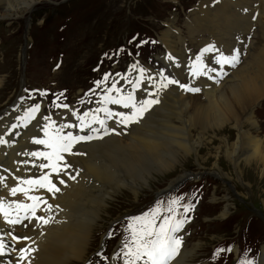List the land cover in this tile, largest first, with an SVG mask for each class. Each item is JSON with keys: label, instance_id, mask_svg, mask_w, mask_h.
I'll use <instances>...</instances> for the list:
<instances>
[{"label": "rangeland", "instance_id": "rangeland-1", "mask_svg": "<svg viewBox=\"0 0 264 264\" xmlns=\"http://www.w3.org/2000/svg\"><path fill=\"white\" fill-rule=\"evenodd\" d=\"M204 1L206 0H36L30 9L24 4L13 16L10 15L8 6L12 8L14 0H0V118H10L15 105L22 103L26 110L39 105L44 117L50 116L57 125L62 124L61 118L69 117V105H84L80 98L91 88L97 91V82L102 81L106 74L109 75L106 83L108 86L115 79L121 80L125 74L128 75V80H132L141 68L148 70L145 72L150 75V80L144 82L150 85L149 90L158 99L163 90L159 86L156 90L153 85L157 86L155 82L165 83V77L178 81L177 85L170 84L172 88L177 87V91L181 84L187 88H199V92L182 88L185 90L182 96L189 103L185 114H190L196 105L204 103L201 98L202 85L204 84L203 89L207 85L201 81L200 75L193 77V64L197 56L203 61L204 71H214V77L209 78L204 74L205 79H210L213 83L216 76L218 79L226 78L220 76L221 65L217 60L222 54L217 53V45L211 51L214 55L212 53L213 56L209 57L214 64L203 60V50L209 45H202V39H209L208 31L200 28V33H195L192 29L199 16L197 11L200 6L205 8L208 5ZM211 1L212 7L217 1ZM28 20L31 22L30 26ZM170 24L176 31L170 30ZM257 28L258 25H255L256 35L249 37L254 40L252 52L259 49L261 42ZM164 34L173 47L182 50L186 65H189L182 80L176 77L171 67H179L178 58L172 55L173 58L168 59L169 63L165 60L169 49L163 42ZM248 48L249 45L244 46V56L247 50H250L248 53L251 52ZM241 60L242 54L234 70L245 64V60ZM133 65L137 66L135 71L132 70ZM209 65L212 66L208 67ZM126 69L130 71L126 72ZM125 84L129 85L124 79L123 85ZM101 88L105 90L104 84ZM164 102L162 100L161 105ZM57 104L68 105V108L57 107ZM95 104L100 105L96 96L91 105ZM159 106L151 113L155 115ZM151 113L144 116L147 120L142 118L144 126L137 125L141 119L132 124L130 130L140 126L138 130L145 131V126L153 119ZM247 113L245 117H252L256 125L246 123L243 129L252 139L260 142L258 145H262L264 153V97L252 105ZM155 116L156 120L162 118V115ZM19 119L22 120L20 116ZM175 121L178 120L175 118ZM44 125L39 124V127L42 129ZM225 127L210 133L197 129L199 131L195 132L194 139L202 141L194 149L188 148L191 151H180L175 162L171 163L174 165L173 169L164 174L150 175V168L146 167L136 172L132 170L133 173L126 176L124 170L120 171L119 168L122 165L119 161L121 156L113 157L115 159H108L106 155L102 157L108 167L118 161L112 168L119 170L117 173L133 184L138 195L130 190L132 184L129 185L127 180L119 182L120 185L117 186L113 184V177H110L108 181L113 186L111 185L112 189L108 194L105 193L101 211L95 212L94 206L82 205L84 214H81L74 207L73 217L81 229L96 221L87 256L76 264H123V258L117 254L121 253L124 239L128 235L124 229L129 221L148 212L157 203L166 205L172 200H179L180 205L191 207L187 213H183L182 207L179 208L189 224L186 225L187 231L182 233L188 243L185 242L182 249L186 255L185 264H241L242 261L259 264L264 248V163L260 166L257 162L254 166L247 164L245 158L251 151H248L249 148L245 149V146L241 151L238 129L233 124L227 129ZM200 134L201 138L198 136ZM35 135L43 139L38 133ZM128 135H118L117 138L128 142ZM89 148L99 149V146ZM40 150L45 151L43 145H40ZM235 151L239 155L236 153L233 158L229 157V153ZM29 157L30 155L26 160ZM69 159L74 164L79 162L75 157ZM142 174L148 180V185H145ZM193 174L198 179H191L190 175ZM52 175L53 183L60 180L59 175ZM183 178H188V181L177 187V181ZM97 186L109 188L100 182ZM170 186H173L172 190L159 195ZM31 225L28 224L25 228L27 231L23 230V233H27ZM221 249L224 251H220ZM177 262L178 259L175 264ZM4 264H7V260Z\"/></svg>", "mask_w": 264, "mask_h": 264}, {"label": "bare ground", "instance_id": "bare-ground-1", "mask_svg": "<svg viewBox=\"0 0 264 264\" xmlns=\"http://www.w3.org/2000/svg\"><path fill=\"white\" fill-rule=\"evenodd\" d=\"M216 1L212 7L210 5L213 1L206 0L203 2L208 3V5L205 8L202 5L200 6L197 11L199 16L196 17V23L192 25V29L195 33L197 31L200 33V28L208 31L209 39H202V45L207 44L209 45L208 48L212 49L214 45H217L219 49L217 53L223 56L226 54L231 56L236 50H239L245 64L237 70H234L231 65L220 67L222 72L220 76L226 78L218 79V76H216L217 78H214L213 83L210 79H205L204 74L200 75L201 81L207 83L205 89H203L204 84L202 85L201 98L204 99V103L196 105L195 110L190 114H185L189 105L182 96L185 90L180 85L179 91H177V87L172 88L171 85H168L166 88H161L163 94L160 99L165 102L162 105L160 102L161 106L155 113L157 116L162 115V118L156 120V116L151 113L156 109L155 107L150 112L153 114V119L145 126V131L138 130L140 126L137 129L130 130L131 127L126 129L129 131V135L127 134L128 142H122L121 139L119 141V136L114 133L102 139L104 140L103 143L100 142L101 140H95L85 144H76L72 149L73 154L65 155V160L71 165L66 170L68 174L65 175L63 172L59 174L60 180L63 179L65 183L60 184L59 180L55 183L60 191L50 193L46 189L39 188L28 193V196H38L42 201H47V204L43 202L39 204L36 209V216L46 219L52 217L48 224H41L37 219L31 217V213H29V219H22L19 224L8 222L10 219L17 218L16 203H33L23 193H17L13 196L11 189L16 187L27 188L28 185L24 184L25 180L39 179L43 174L51 171L50 169L38 167L41 163H47L42 157L30 155L32 152L41 151L40 145L33 143V141L35 140L34 137L39 139L35 135L36 133L44 138L42 136L43 126L41 129L39 124H45L47 121L44 119L41 110L35 114L34 119L24 120L23 116L26 115L27 110L24 108L25 106L21 105L22 103L15 105L10 118H0V139L6 141L0 143V201H3L5 205H11V216L5 218L0 213V243L4 245L3 251L0 252V264H4L6 260L7 264H76V262L86 258L96 221L90 222L89 225L81 229L78 221L73 217L74 207L76 206L81 214H84L82 205L94 206L95 212L101 211L106 194L112 189V182L108 181L110 177H113V184L117 186L120 185L119 182L124 183L127 180V178H122L117 173L119 170L112 168L115 166L113 164L118 161L113 163L112 160V167L110 164L109 167L106 165L102 159L105 155L109 157L108 159L121 156L122 158L119 161L122 165L119 168L120 171L124 170L126 176L133 173L132 170L136 172L146 167L150 168L148 170L150 175L153 173L164 174L165 171L168 172L173 169L174 165L171 163L175 162L174 159H177L176 157L180 155V151H191L199 141H202V139H194L195 132L199 131L197 129H201V132L210 133L213 130H220L223 126H226L227 129L230 124H233L239 131V140L243 145H241V151L244 150V146L245 149L249 148L248 151H251L249 154L247 153L245 158L247 164L251 163L253 165L257 162L260 166L261 163H264L262 145L260 147L258 145L260 142L252 139L249 133L243 129L246 123L256 125L252 117L248 119L245 115L248 114L247 112L252 105L264 97V0ZM35 2L36 0H14L13 7L8 6L10 15H16L24 7V4H27V9H30ZM255 25H258L257 31L261 42L259 43V49L252 52L251 47L254 40L249 37L256 35ZM170 30L176 31L172 24H170ZM177 33L180 34V32ZM163 42L169 49V53L178 58L179 62L177 64L179 67L172 65L171 67L172 72L177 75L176 77L182 80V77L185 78V71L189 67V65H186L187 61L184 60V54L181 49L173 47L166 34H164ZM245 45H249L251 52L248 53L250 50H247L244 56L243 49ZM212 53L209 51L203 54L204 62L208 60V63L214 64L209 58L214 55ZM168 59L165 57L166 61ZM210 66L212 65L208 67ZM212 71L211 69L205 71L209 78L214 77ZM152 73L154 72L152 71ZM223 73H227V75H223ZM145 75L144 80H150V75ZM155 83L157 86L153 85V88L157 90L160 84ZM170 110L172 111L170 112ZM103 115L99 113L98 117L103 119L106 114ZM19 116L22 120L19 119ZM175 118L178 121H175ZM61 119L62 124H65V120ZM107 120L106 122L112 129L118 122L115 116L111 120ZM143 121L142 119L137 125L144 126ZM31 136L33 137L30 139ZM198 136L201 138L202 134ZM96 145L99 146V149L90 150V146L96 148ZM188 148H191V150ZM45 151H47L46 148ZM248 151L246 150V152ZM236 153L239 155L237 151L235 153L230 152L229 157L233 158ZM29 155V159L26 160ZM69 157L77 158L79 160L78 164H74ZM54 175L55 173L52 176ZM194 175L196 174L190 176ZM69 176H75V179H69ZM142 177L145 180V185H148V180L144 174H142ZM98 182L109 188L98 187ZM127 182H129V185L132 184L128 180ZM130 190L134 195H138L133 184L130 186ZM48 205H52L51 211H47ZM19 215L23 218L24 213L21 212ZM28 224H32V227L29 228L27 233H23ZM20 230H22V233ZM185 242L187 243V241ZM182 244L183 247L180 248L171 264H175L176 259H178L177 264L186 263L185 251H182L185 246L184 242ZM21 249H31L30 252L25 254L26 258L23 260L20 258ZM260 258L259 264H264V248Z\"/></svg>", "mask_w": 264, "mask_h": 264}, {"label": "snow or ice", "instance_id": "snow-or-ice-1", "mask_svg": "<svg viewBox=\"0 0 264 264\" xmlns=\"http://www.w3.org/2000/svg\"><path fill=\"white\" fill-rule=\"evenodd\" d=\"M212 48H206L203 51H212ZM240 62V52L236 50L231 56L221 55L217 63L223 67V65H231L235 67ZM137 69L136 65L132 66V70ZM143 68L139 69V78L135 81L128 80L127 77H121L125 79L128 84L132 86L133 91L121 94L122 89L118 88L117 81H113L112 86L106 89V94L101 98V103L105 105L102 108H97L94 112H84L82 115H78L77 112H72V115L79 122L78 126L83 128H89L95 132L97 129H92V123H98L101 127L105 126V120L100 119L97 113L104 112L106 118H112L113 116H119V123L127 126L131 123L139 122L144 113L149 108L158 103V100L145 99L137 101L134 92L139 89L141 82L144 80ZM206 74L202 65L201 57L197 56L196 61L193 64V75ZM227 75V73H223ZM211 78V77H210ZM109 75L106 74L102 81L97 82V87H100L103 83L107 82ZM165 83L159 85L160 88H166L170 84H176L178 81L170 80L165 77ZM181 88H185L187 91L199 92V88H187L185 85H180ZM115 92V95L112 93ZM151 95V94H150ZM83 103V101H82ZM108 104L121 105L124 108L130 109V114L113 113L107 107ZM57 107L68 108V105H56ZM40 111V106L36 105L30 108L26 113L24 120H31L35 118V114ZM47 121L43 126L44 138L35 139L33 143L43 145L47 151H36L30 153L33 157H42L47 163H41L38 167L41 169H50L51 171L43 174L39 179L25 180L24 184L28 185L27 188L16 187L11 189V194L15 196L17 193H23L28 196L29 191L33 189L43 188L50 193H56L60 191L55 183L52 182L51 175L55 173L57 176L63 172L67 175V169L71 167L70 163L65 160V154H73V146L80 141L91 140L93 136H79L73 135L72 132H65L66 128L77 127V125L59 124L52 120L50 116L44 117ZM107 134V132L105 133ZM6 141L0 139V143ZM69 179H75V176H69ZM60 184H64L63 179L59 180ZM33 203L23 204L16 203L15 211L17 213L16 219H10L8 222L11 224H19L22 219H29V213L31 217L37 219L41 224H48L52 220V217L44 218L36 216V209L41 202L47 204V201H42L38 196H28ZM183 208V213H187L191 210L189 205H180L179 200H172L166 205L157 203L155 207L151 208L148 212L141 216L132 218L124 229L128 235L125 237L121 253H118V257L123 258V264H171V261L179 253L180 246L182 244V237L176 235L183 227L185 218L183 214L179 212V208ZM11 205H5L3 201H0V213L5 218L11 216ZM52 205H48L47 211H51ZM23 212V218L20 217V213ZM27 239V237H25ZM4 245L0 243V252L3 251ZM31 249H21V259L26 258V253ZM220 251H224L221 249ZM231 251V249H229ZM241 264H252L251 261H242Z\"/></svg>", "mask_w": 264, "mask_h": 264}, {"label": "water", "instance_id": "water-1", "mask_svg": "<svg viewBox=\"0 0 264 264\" xmlns=\"http://www.w3.org/2000/svg\"><path fill=\"white\" fill-rule=\"evenodd\" d=\"M29 19H31V18H29Z\"/></svg>", "mask_w": 264, "mask_h": 264}]
</instances>
